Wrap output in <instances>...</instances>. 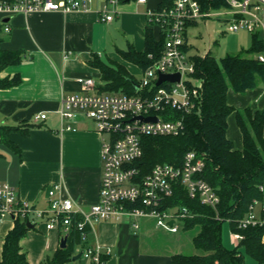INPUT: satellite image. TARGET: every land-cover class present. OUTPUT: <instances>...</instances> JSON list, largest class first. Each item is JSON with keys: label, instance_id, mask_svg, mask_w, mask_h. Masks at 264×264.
<instances>
[{"label": "crops", "instance_id": "0c3cea01", "mask_svg": "<svg viewBox=\"0 0 264 264\" xmlns=\"http://www.w3.org/2000/svg\"><path fill=\"white\" fill-rule=\"evenodd\" d=\"M132 1H120L113 7L110 21H102L98 13L104 0H93L87 9L67 13L0 12L1 48L22 53L18 65L0 72V79L17 75L20 80L15 86L0 88V127L4 129L0 182L10 185L34 207H46L45 190L53 185L59 188L56 197L71 199L83 209L98 201L103 135L93 121L85 122L87 118L61 123L56 110L61 97L82 91L83 80H93L96 91L103 84L100 72L90 65L95 57L122 64L133 76L129 66L140 74L141 70L124 61L118 51L130 46L143 51L144 31L151 27L149 15L156 11L158 0ZM153 31L156 35V28ZM227 103L236 110H264V88L244 93L228 90ZM39 114H45L46 119L35 120ZM66 125L71 128L61 130ZM226 136L235 149L242 148L234 113L227 119ZM150 224L141 221L143 233L149 231ZM12 227L9 220L0 222V261L4 236ZM131 230L122 221L96 223L90 239L103 252L109 250L106 264H171V255L153 253ZM61 234V229L43 226L28 229L19 242L27 264H40L51 257L59 248Z\"/></svg>", "mask_w": 264, "mask_h": 264}, {"label": "built area", "instance_id": "2783aa9c", "mask_svg": "<svg viewBox=\"0 0 264 264\" xmlns=\"http://www.w3.org/2000/svg\"><path fill=\"white\" fill-rule=\"evenodd\" d=\"M93 0H12L0 1V12L5 14L33 12H63L85 10ZM121 0H104L98 11L102 21L113 19L115 7ZM146 0H137L144 3ZM152 25L164 34L161 56L140 72L138 90L140 94L101 93L95 90L94 81H82L80 93L61 97L56 114L60 122L74 121L78 117L92 120L100 134H107L102 141V171L99 181L98 201L83 209L68 198L56 197L57 185L46 188L45 208H37L22 200L7 183L0 182V222L14 223L20 219L46 230L61 229L64 235L70 232L72 217L80 220L74 227L80 233L81 252L89 264H106L101 257L108 256L109 250L90 239L95 225L101 221H122L133 231L140 228L142 220H148L153 227L169 233L181 229L185 217H191L185 208H167L164 202L171 197L177 184L182 185L189 197L198 198L204 205L215 208L219 198L213 189L198 178L202 171L203 159L194 152L184 155L179 166L157 163L150 171L139 176L135 163L142 157L141 138L176 137L183 131L184 124L176 114H188L195 110L202 80L195 76V57L188 52L186 30L209 18H221L225 31L221 34L246 30L259 33L264 41V0H224V5L215 10H202L197 0H175L172 7L155 11ZM4 32H9L4 27ZM151 58V55H149ZM264 63V51L255 55ZM178 74L174 82L164 81L157 85L159 76ZM137 90V91H138ZM142 118L155 117V121ZM45 114L35 120L43 121ZM69 125L61 130H69ZM264 190V188H261ZM264 202L254 201L237 228L259 226L264 219L259 216ZM171 222V224H169ZM235 243L242 239L238 232H231Z\"/></svg>", "mask_w": 264, "mask_h": 264}, {"label": "trees", "instance_id": "16d2710c", "mask_svg": "<svg viewBox=\"0 0 264 264\" xmlns=\"http://www.w3.org/2000/svg\"><path fill=\"white\" fill-rule=\"evenodd\" d=\"M174 1L158 0L156 11L169 9ZM197 1L202 10H215L224 5V0ZM152 17L149 15L151 27L144 31L143 51L137 52L131 46L118 51L124 61L137 66L141 71L158 59L163 51L164 34L156 29L155 35ZM259 36V33L252 34L250 48L240 54L224 56L220 64L209 55L195 57V76L202 80V86L195 110L188 114H176L183 120L182 133L176 137L141 138L142 157L134 164L139 176L146 175L157 163L179 166L186 153L194 152L204 162L197 177L205 181L219 198L216 207L212 208L202 204L198 198L189 197L186 189L177 184L173 195L165 200L164 207L185 208L191 215L183 219L181 230H196L191 237V244L202 252L192 255L171 254V264H244L240 248L257 264H264V224L237 228L238 221L245 217L255 200L264 202V190H261L264 188V110H236L227 103L228 90L244 93L259 84L264 85V63L255 58L256 54L264 51V41L258 39ZM21 54V51L7 50L0 46V72L18 65ZM90 65L100 72L103 82L97 87V92L129 95L141 93V89H134L138 81L122 64L104 62L95 57ZM19 82L17 75L12 79H0V88L15 86ZM233 113L242 136L240 150L235 149L226 136L227 119ZM3 130L0 127V141ZM259 216L264 219V208H260ZM79 220V216L72 217L66 247L58 248L40 264H67L72 261L76 248L82 246L80 233L73 225ZM224 222H228L231 232L242 235L234 249H228L222 244L221 228ZM27 231L25 221H14L13 227L3 239L0 264H27L26 255L19 246ZM63 236L61 234V238ZM101 259L106 262L108 256H102Z\"/></svg>", "mask_w": 264, "mask_h": 264}, {"label": "rangeland", "instance_id": "374dc122", "mask_svg": "<svg viewBox=\"0 0 264 264\" xmlns=\"http://www.w3.org/2000/svg\"><path fill=\"white\" fill-rule=\"evenodd\" d=\"M134 1H129L125 4H131ZM221 18H209L205 21L198 22L197 25L187 28L186 41L188 46V52L191 55L205 56L209 55L214 57L218 64L220 60L226 55L240 54L242 51L247 50L251 46L252 34L246 30H240L235 33H223L225 31V24L221 21ZM155 33V32H154ZM258 39L262 40V35ZM106 58L104 57L103 60ZM129 71L134 74L136 81L140 80V74L136 73V69L131 66L128 67ZM257 87L264 88V85L259 84ZM245 120V115L242 114ZM86 119V118H84ZM86 123L93 124L92 120L86 119ZM104 140H108L109 136L104 134L102 136ZM41 227V224L37 225ZM143 228H139L131 233L140 238V240L146 245L153 253H160L161 255H171L174 253H182L187 255L201 254L200 250L194 248L191 244V237L196 232L192 230L185 232L179 230L177 233H169L162 230H158L150 224L149 231L143 233ZM221 241L222 244L228 249H234L235 243L231 239V231L228 222H224L221 228ZM239 252L244 257V264H257V262L248 256L243 249H239ZM113 254V253H112ZM111 254V255H112ZM67 264H89L88 260L80 257L77 261H71Z\"/></svg>", "mask_w": 264, "mask_h": 264}, {"label": "water", "instance_id": "95a60500", "mask_svg": "<svg viewBox=\"0 0 264 264\" xmlns=\"http://www.w3.org/2000/svg\"><path fill=\"white\" fill-rule=\"evenodd\" d=\"M126 2H128L129 0H125ZM179 79V75L178 74H173V75H163L161 74L158 78L157 81V85H159L160 83L164 82V81H170V82H174L177 81ZM134 89L135 91L138 90V85H134ZM140 119L144 120V121H155L156 118L155 117H147V118H142L140 117ZM171 224V222L169 223ZM34 224H31L30 222H26V227L27 229H33L34 228ZM66 240H67V235H64L59 242V248L60 249H64L66 247ZM81 256V252L77 253L75 256L72 257V261H77Z\"/></svg>", "mask_w": 264, "mask_h": 264}]
</instances>
